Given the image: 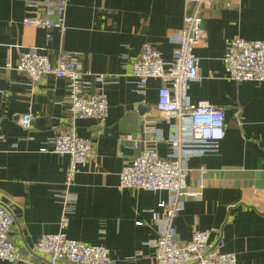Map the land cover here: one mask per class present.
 I'll list each match as a JSON object with an SVG mask.
<instances>
[{"label":"crops","instance_id":"0c3cea01","mask_svg":"<svg viewBox=\"0 0 264 264\" xmlns=\"http://www.w3.org/2000/svg\"><path fill=\"white\" fill-rule=\"evenodd\" d=\"M42 1L0 0V202L15 215L10 238L25 258L46 264L34 245L60 231L59 194L69 157L53 153L52 143L70 124L67 83L49 76L31 85L16 65L21 53L54 60L63 51L77 54L85 72L116 78L105 86L104 125L76 122L78 136L92 141L93 154L72 188L77 202L67 236L107 248L114 264H154L164 216L160 204L169 194L121 190L120 174L141 151L144 132L160 133L161 157L170 152L174 133L156 107L161 81L151 79L140 94L132 65L146 44L170 62L174 37L191 9L185 0H66L61 33L25 25L35 17L28 4ZM203 18L206 43L195 49L199 80L191 84L189 102L223 110L226 136L216 154L188 162L189 190H197L201 179L205 189L200 200L181 198L176 239L185 243L195 231H212L210 244L222 239L220 250L235 254L238 264H264V83L230 80L223 62L227 40L264 41V0H208ZM24 115L33 117L29 128L19 124Z\"/></svg>","mask_w":264,"mask_h":264},{"label":"built area","instance_id":"2783aa9c","mask_svg":"<svg viewBox=\"0 0 264 264\" xmlns=\"http://www.w3.org/2000/svg\"><path fill=\"white\" fill-rule=\"evenodd\" d=\"M190 12L184 18L181 31L175 35L173 57L170 62L162 59L158 49L146 44L132 65L137 91L145 95L151 79L161 81L156 104L174 134L170 138V152L161 157L157 146L162 136L159 132H144L141 151L122 168L119 189H134L151 193L167 192L169 199L160 204L164 216L159 221V239L154 243V264H238L235 254L223 253L220 239L211 245L212 231H195L190 241L180 243L176 239L174 219L183 210L181 198L200 200L205 189L201 179L197 190H189L190 168L193 157L216 154L226 136L223 110L208 104L193 106L189 102L191 84L199 80L200 59L195 49L206 43L203 14L208 0H185ZM35 17L24 20L25 25L46 30L66 31V0H44L29 3ZM230 80L240 83L255 81L264 83V41H247L235 38L226 41L223 58ZM9 70L12 65H7ZM16 71L24 74L31 85L49 76L67 83L70 124L53 139L52 151L69 157V165L63 189L59 194L62 206L60 231L42 236L34 245L33 252L45 257L46 264H114L109 250L103 246H88L67 236L69 215L77 202L72 188L77 175L93 154L89 139L78 136L76 122L94 120L104 125L109 116L105 86L115 81L112 75H93L85 72L77 54L60 52L52 60L48 55L28 51L19 55ZM33 117L24 115L19 124L29 128ZM176 120V123H171ZM237 125L243 124L239 113ZM204 175L206 169L201 168ZM15 215L11 206L0 202V261L8 264H38L25 258L10 238L15 227Z\"/></svg>","mask_w":264,"mask_h":264}]
</instances>
